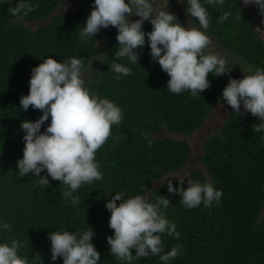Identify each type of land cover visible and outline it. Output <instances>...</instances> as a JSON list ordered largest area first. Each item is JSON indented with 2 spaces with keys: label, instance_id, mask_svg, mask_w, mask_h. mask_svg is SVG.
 <instances>
[{
  "label": "trees",
  "instance_id": "16d2710c",
  "mask_svg": "<svg viewBox=\"0 0 264 264\" xmlns=\"http://www.w3.org/2000/svg\"><path fill=\"white\" fill-rule=\"evenodd\" d=\"M63 1L33 0L38 7L26 16L13 15L10 3L0 5V222L11 225L10 230L0 232V242H10L11 238L22 242L18 253L28 264H63L61 257L50 259L47 234L61 227L79 232L91 227L92 243L100 252L98 264H121L109 251L106 238L114 230L108 225L110 212L105 203L115 192H122L125 196L143 195L149 202L160 196L169 198L165 214L180 235L174 239L161 234L164 252L182 245L181 254L169 264H264V145L261 134L253 130L258 117L243 107L239 114L229 111L218 129L203 140L198 162L184 178L185 188L187 179L200 183L212 180L214 187L222 190L218 204L206 208L201 203L189 209L178 194L167 190L169 183L177 186L174 175L191 156L185 140L167 134L188 136L202 126L216 105L226 104L221 93L229 78L241 76L228 67L230 70L219 76L209 73L210 86L197 97L188 91L171 93L166 88L170 77L149 55L147 35L144 47L135 49L138 63L116 59L119 45L114 26L102 28L101 45L99 32L87 44L80 41L79 31L92 0H77L81 5L76 11L53 13ZM167 1H179L191 24L198 27V20L186 13V0ZM205 7L210 14L206 34L221 46L226 57L264 68V42L252 28L241 0ZM225 12L230 13L228 19L217 23ZM142 27L145 33L152 29L147 20ZM45 56L58 61L76 56L83 61L85 71L91 64L96 75L87 87L122 109L121 123L112 126L111 135L96 152L102 178L77 189V206L64 199L67 186L60 181L49 177L50 184L41 187L32 174L17 173L16 161L24 147L20 123L42 115L31 105L20 109V97L29 91L31 69ZM114 62L130 67L131 75L116 79L118 74L110 69ZM142 133L149 134L151 147ZM113 136L119 139L114 141ZM41 175H46V170ZM132 264L163 262L159 255H149L134 259Z\"/></svg>",
  "mask_w": 264,
  "mask_h": 264
},
{
  "label": "clouds",
  "instance_id": "9594fccd",
  "mask_svg": "<svg viewBox=\"0 0 264 264\" xmlns=\"http://www.w3.org/2000/svg\"><path fill=\"white\" fill-rule=\"evenodd\" d=\"M224 2L186 0V13L198 20V27H194L182 25L167 8L154 13L151 0H92L93 7L79 31V38L82 44H87L101 28L114 26L119 45L114 57L136 64L139 53L135 49L144 47L147 35L151 59L170 77L166 86L168 91L175 94L188 91L197 97L210 86L209 73L219 76L230 70L228 58L209 50L210 40L206 34L210 14L205 5L222 6ZM5 3L12 4L13 15L19 16H26L38 7L33 0H0V5ZM242 3L256 5L264 15V0H242ZM132 15L139 19L130 20ZM229 15L225 12L217 23L224 22ZM144 20H149L152 25L147 33L142 27ZM240 67L242 77L229 78L222 89L221 100L235 114L240 113L242 105L244 110L258 117L253 130L261 134L260 143L264 145V68L246 64H240ZM110 69L118 74L116 79L131 75V68L118 62L112 63ZM95 75L91 64L85 71L83 61L76 56L63 61L45 56L31 69L29 91L20 97V109L27 110L31 105L41 110L42 115L35 121L25 119L20 123L24 147L22 157L16 161L17 173L19 176L32 174L38 178L41 187L50 184L49 177L60 181L67 186L64 199L73 206L80 203L79 196L74 195L77 189L102 178L96 152L111 135L112 126H118L122 120V109L114 101L98 96L87 87ZM45 121L48 123L41 131ZM142 135L151 147L149 134ZM112 139L116 141L119 137ZM45 170L46 175H41ZM185 177H176L177 186L169 183L167 190L170 194H178L186 208H196L201 203L210 208L214 202H220L222 190L215 188L212 180L200 183L187 179L185 188ZM170 203L166 196L149 202L139 194L125 196L115 192L111 195L105 207L110 212L108 225L114 231L106 239L109 251L117 261L132 264L134 259L159 255L163 264H169L181 254L180 244L164 252L161 240V234L174 239H179L180 235L176 224L165 214ZM10 228L9 223L0 222V232ZM47 236L52 261L58 257L62 258L63 264H98L100 261V252L92 243L94 232L91 227L82 232L61 227ZM21 247L22 242L16 238L0 242V264H28L27 258L18 253Z\"/></svg>",
  "mask_w": 264,
  "mask_h": 264
},
{
  "label": "rangeland",
  "instance_id": "374dc122",
  "mask_svg": "<svg viewBox=\"0 0 264 264\" xmlns=\"http://www.w3.org/2000/svg\"><path fill=\"white\" fill-rule=\"evenodd\" d=\"M151 3H152L154 13L160 9L167 8L169 12L176 15L178 21L182 25L188 24L189 26H194L191 24V22L187 18L185 12L182 10L179 1L175 3H170L167 0H151ZM80 5H81V2L77 0H64L63 3L60 5V7L57 10H55L53 13L57 12L58 10L76 11ZM241 5L250 14L251 26L258 33V35L264 42V15H261L259 8L254 4L244 5L241 0ZM88 7L92 8L93 4H88ZM129 19L136 20V19H139V17L136 15H132L129 17ZM103 29L101 28L99 30L98 38H99L100 45L102 44V39H103L102 38ZM208 37L210 40V44L208 46L209 50L212 52L219 53L226 57L227 53L224 52L221 46L212 38V36L208 35ZM228 60H229L228 67L230 69L235 70L238 73V75L242 77L243 73L241 71L240 64H245V63L241 61L240 59L234 60V59L228 58ZM233 62H237V63L233 64ZM242 107L243 106L241 105V108ZM231 110L233 109L227 104H218L214 107L213 111L209 113V115L205 118L202 126H200L198 129L193 131L188 136H180V135L169 134V133L167 134L170 137L185 140L189 144L190 149H191V156H190L189 162L186 165H184V167H182L174 176H177V177L186 176V175L188 176L190 167L196 165L198 162L197 157L202 152L201 144L203 140L208 135H210L212 132L218 129L221 122L223 121V118Z\"/></svg>",
  "mask_w": 264,
  "mask_h": 264
}]
</instances>
